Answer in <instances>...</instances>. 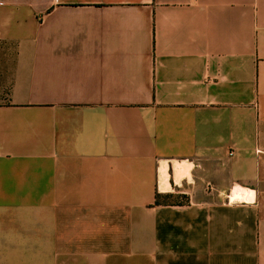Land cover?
Masks as SVG:
<instances>
[{"label": "crops", "instance_id": "crops-1", "mask_svg": "<svg viewBox=\"0 0 264 264\" xmlns=\"http://www.w3.org/2000/svg\"><path fill=\"white\" fill-rule=\"evenodd\" d=\"M0 264H264V0H0Z\"/></svg>", "mask_w": 264, "mask_h": 264}, {"label": "rangeland", "instance_id": "rangeland-1", "mask_svg": "<svg viewBox=\"0 0 264 264\" xmlns=\"http://www.w3.org/2000/svg\"><path fill=\"white\" fill-rule=\"evenodd\" d=\"M10 48V50H8L7 54H8V58H7V62H8V70H10V66L14 60V52L12 51V48L10 46H8ZM160 199H175V197H171V198H168V197H165V196H161Z\"/></svg>", "mask_w": 264, "mask_h": 264}, {"label": "trees", "instance_id": "trees-1", "mask_svg": "<svg viewBox=\"0 0 264 264\" xmlns=\"http://www.w3.org/2000/svg\"><path fill=\"white\" fill-rule=\"evenodd\" d=\"M160 200H159V196H157V199H156V202L158 203Z\"/></svg>", "mask_w": 264, "mask_h": 264}]
</instances>
